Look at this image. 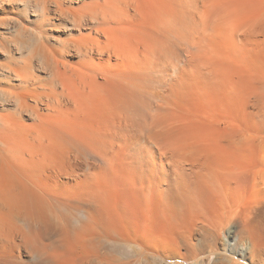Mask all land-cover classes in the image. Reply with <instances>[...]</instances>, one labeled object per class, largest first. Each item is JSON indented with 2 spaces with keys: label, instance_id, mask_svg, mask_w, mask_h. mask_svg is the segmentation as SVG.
Segmentation results:
<instances>
[{
  "label": "rangeland",
  "instance_id": "374dc122",
  "mask_svg": "<svg viewBox=\"0 0 264 264\" xmlns=\"http://www.w3.org/2000/svg\"><path fill=\"white\" fill-rule=\"evenodd\" d=\"M109 1L98 37L44 26L49 68L15 90L34 116L0 119L47 215L30 264H172L189 242L174 264H264V0ZM69 38L104 52L67 54ZM144 229L167 246L144 255Z\"/></svg>",
  "mask_w": 264,
  "mask_h": 264
},
{
  "label": "bare ground",
  "instance_id": "6f19581e",
  "mask_svg": "<svg viewBox=\"0 0 264 264\" xmlns=\"http://www.w3.org/2000/svg\"><path fill=\"white\" fill-rule=\"evenodd\" d=\"M99 1L100 0H0V57L6 56V60L0 62V72L2 73L0 75V99L4 104L1 107L5 109L6 112L4 114L5 116L0 115V119L9 117L17 123L21 122L24 116H34V110L31 105L20 98V93L19 96L16 95L17 93L15 94V90H23L24 88L28 89L31 87L30 84L37 79L34 71L35 67L39 64L49 68V59L43 54L45 43L49 40L47 35H45V31L47 30H44V26L53 22L52 20L63 21V23L67 25L66 29L68 27L74 28L81 36H83L82 33L84 32H90L87 33L88 35H91V32H93L98 37L104 33V30L99 27L100 23L103 21L102 17L106 10H104V8H107L112 2L103 0L106 7H100L97 5ZM129 3L130 2L127 3V6L131 8L128 5ZM33 8H36L38 11L35 10L39 12L38 15L40 20L38 22L39 28L37 29L39 32L36 37L35 48H29L30 43L35 37V32L32 28L33 21L29 18L30 11L33 10ZM22 41H27V52L19 56H16L17 53L13 55L11 48H18L17 43H21ZM87 42V40L84 42L83 40L67 39L64 44L66 53H79L85 57L93 54L102 56V52L104 51L99 50V46L96 42H92L91 44ZM59 44L58 46L63 50V41ZM72 48H74V50H72ZM37 59L39 64L36 62ZM170 66L171 70L174 71L173 62L170 63ZM135 74H137V72ZM130 79H132V77ZM139 80L142 79L139 77ZM4 126L9 125L5 124ZM4 146L5 145H3V147ZM10 152L12 153L8 154L9 151H0V247L4 246L6 249L5 256L8 258V264H19L22 260L21 257H24L27 261L23 262L24 264H30L32 255L39 253V257L41 256V247L44 246V241L42 242V240L43 238L45 240L48 234L47 215L41 211L43 203H36L33 198L34 192L32 186L35 185V182L33 183L34 179L31 173V167L33 166H31V162L29 160H25V162L21 160L18 155L20 153H17V151ZM10 164L13 167V171H15L12 173L14 180L11 177L10 171L12 172V169ZM177 200L175 199V204L177 202L176 205H178ZM176 205L174 208L177 207ZM146 229L151 228L148 227ZM146 229H144V231ZM36 231L40 234L35 235ZM132 231H129V238L136 236L134 230ZM150 231L151 230H147L143 235L138 237V240L142 242L141 245L145 247V250L143 249L144 247L141 248L144 250L142 252H147L144 255L148 254L151 250L159 252L165 246L164 242L166 241L160 242L161 240L155 239L153 233ZM35 237L38 238L35 239ZM185 248L187 251L185 255H179L173 252V254H168V252L167 254H163L165 255L163 258L164 262L167 263L168 261H172V264H174L180 258L185 260L193 255L196 250V247L190 242L187 243ZM152 251L151 253H153ZM4 261L7 262V260Z\"/></svg>",
  "mask_w": 264,
  "mask_h": 264
}]
</instances>
